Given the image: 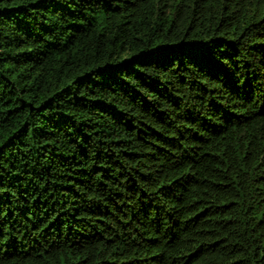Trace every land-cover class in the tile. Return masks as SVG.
Listing matches in <instances>:
<instances>
[{
  "label": "trees",
  "instance_id": "obj_1",
  "mask_svg": "<svg viewBox=\"0 0 264 264\" xmlns=\"http://www.w3.org/2000/svg\"><path fill=\"white\" fill-rule=\"evenodd\" d=\"M0 264H264V0H0Z\"/></svg>",
  "mask_w": 264,
  "mask_h": 264
}]
</instances>
